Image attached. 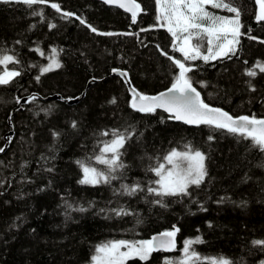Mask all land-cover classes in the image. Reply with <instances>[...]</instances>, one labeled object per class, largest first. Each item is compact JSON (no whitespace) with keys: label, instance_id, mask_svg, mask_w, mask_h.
Returning a JSON list of instances; mask_svg holds the SVG:
<instances>
[{"label":"trees","instance_id":"trees-1","mask_svg":"<svg viewBox=\"0 0 264 264\" xmlns=\"http://www.w3.org/2000/svg\"><path fill=\"white\" fill-rule=\"evenodd\" d=\"M136 1L141 8L135 22L98 0H49L31 7L0 2V55H14L19 62L6 70L21 73L0 85V148L4 135L13 132L0 154V264H88L98 245L150 239L174 225L180 229L175 251L154 252L147 261L134 257L126 264L177 260L183 242L197 236L203 243L193 248L201 257H223L232 264L264 261V246L252 244L264 240V151L224 130L188 126L159 110L135 111L125 83L111 75L114 68L124 69L139 92L154 93L170 86L179 73L169 56L183 57L157 20L155 0ZM51 3H58L61 12ZM234 4L241 10L244 33L239 51L230 58L187 61L193 69L188 75L208 104L235 116L264 117V73L255 68L257 61L264 63V21L255 19V0ZM63 12L74 15L63 18ZM53 48L62 66L41 74ZM250 68L255 77L245 74ZM4 70L0 66V74ZM32 93L39 97L20 102ZM81 93L77 102L66 101ZM54 94L60 99H44ZM113 129L132 133L121 150L127 168L114 173L120 178L111 184L79 183L83 173L77 161L106 171L89 158L112 139L101 133ZM209 135L214 139L209 141ZM188 144L208 156L205 182L192 186L189 196L163 197L166 207L153 203L161 198L146 189L158 187L149 182L159 178L148 169L163 162L171 149L184 150ZM134 182L145 191L134 196L115 191ZM121 208L130 214L111 211Z\"/></svg>","mask_w":264,"mask_h":264},{"label":"snow or ice","instance_id":"snow-or-ice-1","mask_svg":"<svg viewBox=\"0 0 264 264\" xmlns=\"http://www.w3.org/2000/svg\"><path fill=\"white\" fill-rule=\"evenodd\" d=\"M2 3H22L29 7L35 4H47L49 0H0ZM158 6L157 20L161 22V27H166L167 31L173 38V50L182 54L183 60H172L176 68L179 69L178 75L167 92H162L156 96L144 95L133 89V101L131 107L142 113H154L157 109H163L171 114L170 118L182 121L189 125H206L214 129L224 130L227 133L239 136L245 140H250L254 147H258L264 151V119H258L253 116H239L234 118L228 112L221 108L210 107L201 99V94L193 86V81L188 75L192 72V67L186 64L187 61H195L203 59L204 61L216 60L221 57L234 56L239 51L240 37L244 35L241 32L243 27L241 23V10L235 6L234 0H155ZM259 7L255 17L257 21H264V0H255ZM105 3L118 4L119 7L126 9L131 13L133 22L136 21L140 4L136 0H105ZM212 9H223L232 16L216 15L209 11L207 6ZM57 12H61L58 3L50 5ZM34 15L37 13H33ZM42 15V13H40ZM73 13L63 12L62 17L68 18ZM81 24L86 23L80 17ZM91 31L96 32L97 29L88 25ZM50 28H55V24H50ZM102 35H113V33H101ZM249 39H256L249 36ZM204 42L207 44V55L202 54ZM20 43V41H17ZM264 43V41H261ZM36 51H40L38 48ZM57 50L52 49L53 58L51 63L41 69V74L60 68L62 65L55 59ZM44 55L43 52H40ZM167 55V53H163ZM14 55H0V66H5V70L0 74V85L9 84L13 78L18 77L20 71H8L6 66L9 63H18ZM247 63V61H245ZM255 68L264 73V63L257 61ZM249 77H255L257 72L253 69H247L246 73ZM122 75H127L122 73ZM40 79L39 76L36 77ZM252 91L255 88L249 82ZM32 100L35 99L33 96ZM19 102V99L17 100ZM115 103V99L111 101ZM72 127H76V123H72ZM59 132H53L54 137H58ZM102 136H112V139L104 142L99 150V154L95 155V162L105 166L106 171H101L97 167L83 161H77L80 166L83 179L79 181L81 184L98 185L101 183L111 184L112 180L120 177L114 175L118 170L127 166L123 163L122 156L126 143L131 140L132 133L121 132L118 129L105 130ZM209 141L214 136L209 135ZM4 148H0L3 152ZM208 156L194 149L190 144L184 146V150L171 149L164 157L166 163H159L155 167L148 170L155 173L159 178L150 181L149 184L158 185V187L149 186L147 193L160 197L153 201L161 207H166L163 203V197L166 196H189V189L192 186L197 188L205 182L208 176L206 161ZM167 165V166H166ZM52 171V169H48ZM119 194L134 196L138 192L145 191L140 182L133 184H121L119 190H115ZM80 211H86L80 208ZM206 211V209H203ZM101 212L104 209L100 210ZM116 215H128L123 208L112 209ZM211 227V225L209 224ZM180 231L178 227L173 226L172 230L160 233L148 240L139 241H109L96 247V254L91 257L92 264H126V261L134 257H138L142 261H147L151 254L157 251H175L176 236ZM203 243L201 237L195 239H186L183 242L182 255L177 260L165 259L164 264H232L226 258L219 257H201L197 253L193 245ZM254 246H264V240H253ZM121 249H126L122 251ZM264 264V261L261 262Z\"/></svg>","mask_w":264,"mask_h":264},{"label":"water","instance_id":"water-1","mask_svg":"<svg viewBox=\"0 0 264 264\" xmlns=\"http://www.w3.org/2000/svg\"><path fill=\"white\" fill-rule=\"evenodd\" d=\"M98 1L104 3V4L108 5V6L116 7V8L122 10L123 12H125V13H127V14H129V15L131 16V13H130L129 11H127V10L124 9V8L119 7L118 4H109V3H105V0H98ZM136 2L139 3L138 1H136ZM139 4H140V3H139ZM138 12H139V11H138ZM131 18H132V16H131ZM122 73H126L127 75H122ZM111 75H115V76L120 77V78L123 80V82L125 83V85H126V87H127V90H128V92H129V95H130V98H129V105H130V107H131V104H132V101H133V89H135L136 92H139V91H138V90L132 85V83H131V81H130V78H129V75H128V72H127L126 70H124V69L114 68V69L111 70ZM93 81H94L93 78L90 79L89 82H88V84H87V86H86V88H88V87L93 83ZM171 85H172V84H171ZM171 85L168 86V87L165 88V89H162V90L157 91V92H154V93H141V92H139V93L144 94V95H149V96H156V95H159V94L162 93V92H167L168 89L171 87ZM193 86H194V85H193ZM194 87H195V86H194ZM196 89H197V88H196ZM197 91H199V90L197 89ZM199 92H200V91H199ZM83 94H84V93H81L80 95H78V96H76V97H74V98L67 99L66 101H67L69 104H70V103H75V102H77L78 100H80V98L83 96ZM200 94H201V92H200ZM33 96H34V97H39V95H38L37 93H32V94H30L29 96L23 97V99H22L20 102L25 103V102L28 100V98H32ZM44 99H45V100H49V99H60V95H59V94L49 95L48 97H46V98H44ZM201 99H203V98H202V95H201ZM204 102L207 103L206 101H204ZM207 104H208V103H207ZM209 106H210V107H214V108H221V107L214 106V105H211V104H209ZM131 108H132V107H131ZM132 109H133V108H132ZM221 109H223V108H221ZM133 110H135V109H133ZM157 110H159V111L165 113L169 118L171 117V114L168 113V112H165L163 109H157ZM223 110H224V109H223ZM135 111H137V110H135ZM224 111H225V110H224ZM138 112H139V111H138ZM226 112H227V111H226ZM229 114H230V113H229ZM230 115H232V114H230ZM232 116H233L234 118H236V117H239V116H249V115H245V114H244V115H238V116L232 115ZM170 119L173 120V121H175V122H179V123L185 124V123L182 122V121H177V120H175V119H173V118H170ZM258 119H264V117H258ZM185 125H188V126H197V125H189V124H185ZM12 133H13L12 131H8V132L4 135V144H3V146L1 147V148H4V151L8 148L9 141H10V136H11ZM4 151H3V152H4ZM3 152H0V154L3 153ZM171 230H172V229H171ZM165 231H168V230H164V231H160V232L153 233V234L150 236V239H151L153 236H157V235H159L160 233L165 232ZM176 247H177V236H176ZM164 252H165V251H164Z\"/></svg>","mask_w":264,"mask_h":264},{"label":"rangeland","instance_id":"rangeland-1","mask_svg":"<svg viewBox=\"0 0 264 264\" xmlns=\"http://www.w3.org/2000/svg\"><path fill=\"white\" fill-rule=\"evenodd\" d=\"M158 8V6H157ZM259 8V7H258ZM207 9L213 13H215L216 15H226V16H232L234 14H230L228 13L226 10L223 9H212L211 6H207ZM158 10V9H157ZM259 10V9H258ZM159 24H161V22L159 21ZM166 28V27H165ZM202 54L207 55V44L206 42H204L203 47L201 49ZM161 163H166L165 161L161 162ZM167 166V165H166ZM143 240H148V239H143ZM113 241H119V240H113ZM139 241V240H138ZM122 251H126V249H121ZM96 254V253H95ZM94 254V255H95ZM138 258V257H135ZM139 259V258H138ZM88 264H92V261L90 260V262Z\"/></svg>","mask_w":264,"mask_h":264},{"label":"bare ground","instance_id":"bare-ground-1","mask_svg":"<svg viewBox=\"0 0 264 264\" xmlns=\"http://www.w3.org/2000/svg\"><path fill=\"white\" fill-rule=\"evenodd\" d=\"M118 16V15H117ZM116 27V26H115ZM130 78V77H129ZM198 89V88H197ZM201 92V91H200ZM72 98V97H71ZM119 113V112H118ZM168 117V116H167ZM60 122V121H59ZM61 123V122H60ZM63 123V122H62ZM61 123V124H62ZM141 125V124H140ZM60 127V126H59ZM54 129V128H53ZM60 131H61V129H60ZM50 136V135H49ZM75 137V136H74ZM192 138V137H191ZM75 146V145H74ZM78 147V146H77ZM80 148V147H79ZM136 152V151H135ZM125 157V156H124ZM127 168V167H126ZM245 171V170H244ZM75 172V171H74ZM258 172V171H257ZM70 175V174H69ZM243 175V174H242ZM236 180V179H235ZM240 183V182H239ZM222 193V192H221ZM221 195V194H220ZM241 197V196H240ZM263 197V196H262ZM242 199V198H241ZM261 200H263V199H261ZM257 203V202H256ZM248 206V205H247ZM246 208V207H245ZM198 209V208H197ZM95 212V211H94ZM165 215V214H164ZM179 215V214H178ZM253 238V237H252ZM207 240V239H206ZM170 255V254H169ZM161 260V259H160Z\"/></svg>","mask_w":264,"mask_h":264}]
</instances>
